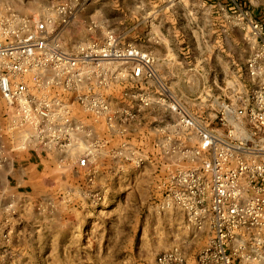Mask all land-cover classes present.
<instances>
[{
  "label": "rangeland",
  "instance_id": "374dc122",
  "mask_svg": "<svg viewBox=\"0 0 264 264\" xmlns=\"http://www.w3.org/2000/svg\"><path fill=\"white\" fill-rule=\"evenodd\" d=\"M243 1L245 5L240 7L237 0H100L97 6L102 16L81 17L79 24L73 25L81 0H0V41L35 33L45 22L50 42L72 54L87 47V54L93 56L79 69L82 81L73 89L52 83L33 91L49 102L48 116L34 108L23 114L0 91V264L150 262L151 258L133 253L140 249L142 253L143 248L132 241V234L137 232L138 223L143 229L148 219L147 210L131 208L132 203L148 201L147 193L133 191L137 185L133 172L147 170L154 156H168V167L155 164L158 172L166 173L168 203L180 205L188 220V211L173 192L180 172L203 165L198 153L199 135L184 124L173 99L163 101L152 78L133 75L130 60H94V55L111 33L119 37L120 46L135 45L131 40L140 36L126 30L133 25L146 28L155 14L154 21L169 44H143L176 59L169 65L159 60L157 69L158 56L154 55L156 72L174 99L202 123L216 126L218 103L242 102L250 95L257 81L250 63L258 59L257 76L264 73V30L255 37L251 29L253 21L262 22L258 18L264 15V0ZM100 21L106 24L104 32L99 30ZM46 76L51 80L56 73L49 70ZM79 93L89 97L87 107L77 101ZM201 101L207 105L201 106ZM140 119L139 130H135ZM62 150L71 151L81 169L69 175L61 174V170L60 176L53 177L51 165L55 168L56 164L55 159L51 163V154L64 163ZM27 151L47 152L39 167L36 158L32 164L38 167L39 175L31 178L17 172L6 177L8 164L13 161L18 167V155L24 153L25 162ZM99 154L111 156L106 165L112 166L116 164L112 156L123 155L126 161L121 163L119 175L112 169L111 177L107 173L101 178L95 176L96 164L90 159ZM202 154L210 157L211 149ZM83 158L87 159L85 165L80 163ZM32 226H36L35 235L57 236L42 255L37 243L21 240L20 232H33ZM191 228L193 225L186 222L184 229L192 234ZM202 235L196 241L193 235L186 238L183 245L189 246V251L182 244L176 246L185 253L194 251L190 247L198 252L205 244ZM25 245L35 250L24 252ZM195 258H188L189 264H194Z\"/></svg>",
  "mask_w": 264,
  "mask_h": 264
},
{
  "label": "built area",
  "instance_id": "2783aa9c",
  "mask_svg": "<svg viewBox=\"0 0 264 264\" xmlns=\"http://www.w3.org/2000/svg\"><path fill=\"white\" fill-rule=\"evenodd\" d=\"M251 29L259 37L264 25L256 20ZM47 31L43 22L35 33L17 34V39L0 41V91L25 115L34 108L48 116L49 102L33 91L52 83L73 89L75 83L82 81L79 69L86 67L87 59L93 57L87 54V47L77 54L64 51L49 41ZM94 57V60L111 57L130 60L134 64L133 75L152 78L163 101L173 99L182 112L184 124L199 135L198 153L203 165L194 171L180 172L173 192L188 211L187 222L194 230L206 233L201 237L205 244L194 264H264V73L257 76L258 59L250 63L257 78L250 95L242 102L218 103L215 117L218 124L212 126L202 123L172 97L169 86L155 70L153 54L132 44L122 47L119 37L111 33ZM49 70L55 71L54 79H47ZM88 100L85 93L77 96V101L86 107ZM207 149H211V156L205 158L202 153ZM86 162V158L80 161L82 165ZM187 257L175 246L164 251L156 264H189Z\"/></svg>",
  "mask_w": 264,
  "mask_h": 264
},
{
  "label": "crops",
  "instance_id": "0c3cea01",
  "mask_svg": "<svg viewBox=\"0 0 264 264\" xmlns=\"http://www.w3.org/2000/svg\"><path fill=\"white\" fill-rule=\"evenodd\" d=\"M83 1L80 5L81 10H79V14L77 13V18L75 20L74 24H79V20L82 18L89 17L90 15L100 17L103 14L102 10L98 9L97 4L100 2V0H81ZM87 2V3H86ZM87 4V5H86ZM87 7V11L85 8ZM85 14H82V13ZM87 14V16H86ZM153 18L155 19V14L153 15ZM153 19V22L149 23L146 28H141L139 25H133L126 32L135 34L137 33V36H140L139 39L131 40V43H134L137 45L140 49L149 52L153 55H157L158 61L160 60L164 65H169L170 63H173L176 61V59L173 60V56L168 52H158L156 48L154 47H147L143 44V41L147 42H164L165 44H169V41L164 33L160 31L159 26L156 25L155 21ZM99 30L102 32L105 31L106 24H103L102 21L98 24ZM135 37V35L133 36ZM149 50V51H148ZM160 61L157 64V69L160 65ZM165 77V76H164ZM187 102L188 100L185 99ZM189 102V101H188ZM201 106H205L206 104H203V102H200ZM200 106V107H201ZM145 114V113H144ZM142 120H138L136 124L137 127L135 130H139V127L141 125ZM134 125V126H135ZM134 130V127L132 128ZM65 156H62V161L64 163H60L59 158H55L51 154V163L54 164L55 159V168L51 165L52 173L51 176H60L61 170L64 173H61L63 175H69L71 172H79L80 171V165H79V159L72 156L70 153L71 151L62 150ZM47 152H43L45 154ZM55 155H58V151L54 152ZM42 154V155H43ZM39 153H35V151H27L26 154V161L22 162L24 153L18 155L16 162L21 161L20 164H18V167H16L15 162L11 161L8 165V168L4 169V175L6 177L9 176H15L17 172H24L29 177L35 178L39 173L38 167L40 165V162L44 161V156H42ZM113 162H116L115 166L106 165V163L111 162L110 158L111 156L107 154H99L93 158L90 159V163H95L94 172L95 176L101 178L104 176H113L112 169L115 170L116 176L119 175V170L123 168L122 164L125 160L123 155H116L112 156ZM36 162H38L37 169L32 165ZM160 158V159H159ZM149 162L151 163L147 170H135L133 172V175H135V178L137 179V185L133 186V191L137 190L138 193H147L148 195V201L147 202H140L132 203V209L135 210L136 208L139 211L147 210L148 213V219L144 225V228L141 229V225L138 223L136 225L137 232L135 235L132 234V241H138L139 245L142 246L143 251L140 253L141 249L138 251H133L135 256L139 257H145V258H151L149 259V263L147 264H155L157 258L161 253L164 251H167L169 249H172L176 245L182 244L187 241L188 239H191V235L199 237L202 234L199 231H196L193 229L192 234L190 232H187L184 229V226L186 225V215L183 211L182 207L178 204L174 203H168L167 201V193H168V186H167V177L166 173L158 172V166H156L157 162L162 163L163 165L161 167H168V163H171L170 158L168 156H154L153 159H149ZM156 163V164H155ZM23 164V165H22ZM62 165V166H61ZM30 170V171H29ZM107 173V175L105 174ZM31 224V223H30ZM29 226V224H28ZM35 230L33 232L27 233L25 230L23 232H20L21 240L25 243H28L30 241L37 243V248L39 249L41 255L42 253H46L48 251V244L49 241H54V237H57L56 235H44V234H36V226H32ZM188 238V239H186ZM194 241L197 240L193 237ZM117 240V237L116 239ZM193 242V241H190ZM181 246V245H180ZM189 251V246L184 247ZM194 248L193 252L187 253L188 258H195L197 253L196 247H190V250ZM35 250L31 245H25V249L22 250L24 252H30ZM187 251V252H188Z\"/></svg>",
  "mask_w": 264,
  "mask_h": 264
},
{
  "label": "trees",
  "instance_id": "16d2710c",
  "mask_svg": "<svg viewBox=\"0 0 264 264\" xmlns=\"http://www.w3.org/2000/svg\"><path fill=\"white\" fill-rule=\"evenodd\" d=\"M238 2V5L240 7L244 6L245 5V2L243 0H237ZM258 19H260L263 23H264V15H262L261 17H259Z\"/></svg>",
  "mask_w": 264,
  "mask_h": 264
}]
</instances>
